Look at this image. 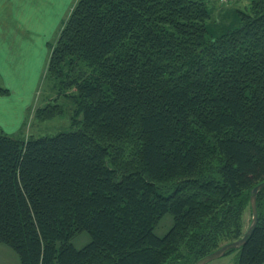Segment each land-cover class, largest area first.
<instances>
[{"label": "trees", "instance_id": "obj_1", "mask_svg": "<svg viewBox=\"0 0 264 264\" xmlns=\"http://www.w3.org/2000/svg\"><path fill=\"white\" fill-rule=\"evenodd\" d=\"M246 1L212 31L205 0L75 1L45 73L80 125L0 128V242L20 264H193L245 233L264 180V0ZM257 198L238 264H264V187Z\"/></svg>", "mask_w": 264, "mask_h": 264}, {"label": "crops", "instance_id": "obj_2", "mask_svg": "<svg viewBox=\"0 0 264 264\" xmlns=\"http://www.w3.org/2000/svg\"><path fill=\"white\" fill-rule=\"evenodd\" d=\"M241 1L234 0L230 6L222 8L212 0L213 9L209 12L213 22H209L208 27L214 30L223 26L222 20L232 14L231 7ZM74 2L0 0V83L9 89L7 95H0L2 128H9L4 124L9 120L14 129L26 123L35 91L49 61V43L63 24V18L70 15ZM215 18L219 21L214 22Z\"/></svg>", "mask_w": 264, "mask_h": 264}, {"label": "rangeland", "instance_id": "obj_3", "mask_svg": "<svg viewBox=\"0 0 264 264\" xmlns=\"http://www.w3.org/2000/svg\"><path fill=\"white\" fill-rule=\"evenodd\" d=\"M76 1V0H75ZM207 1L208 7L211 8L213 6L212 0H205ZM217 5L219 7H228L230 6L234 0H231L228 4H219L217 0H215ZM76 3V2H74ZM247 3L246 0H242L241 2L237 3L235 6L231 7L232 16L228 15L225 19L222 20V25H228L230 24V27H236L238 25V15L237 10L243 9L244 4ZM74 5V4H73ZM234 16V17H233ZM68 17V16H67ZM67 17L63 18L66 20ZM214 22H218L219 20L217 18L214 19ZM213 22V20L208 21ZM213 24V23H212ZM62 26V25H61ZM61 26H59L61 28ZM219 26V25H217ZM59 28V30H60ZM218 29V28H217ZM59 30L54 33V37L51 38V42H54ZM210 31H212V28H209ZM217 32V31H216ZM218 34V33H217ZM49 51V50H48ZM40 84L38 85L34 101L32 107L29 109L28 118L26 120V123L19 129L13 128V123L11 121L4 122L6 126L9 128H2L0 126L1 130L4 133H7L12 136L16 137H23L27 135H33V136H43V135H51L52 133L55 134L57 132L61 131H68L77 129V127L80 125V121H82V112L78 113L76 112L75 104L73 103L72 98H69L66 95H63L59 90L58 83H55V81H52L51 79L46 78L45 70L42 73ZM58 103L61 105L62 112L54 118L50 119H41L36 116V109L38 107H43L47 103ZM246 221L248 220V215H246ZM172 216L169 213H166L162 216V218L159 220L155 227V233L159 236H162L166 233V231L169 229V227L172 224ZM90 236L86 231H82L77 233L74 238H72V243L75 247L80 248L84 246L89 240ZM240 255V248L233 249L224 256L213 259L205 264H238L239 256ZM20 258H18V255L16 252L11 248V246H8L5 243L0 242V264H20L19 261Z\"/></svg>", "mask_w": 264, "mask_h": 264}, {"label": "water", "instance_id": "obj_4", "mask_svg": "<svg viewBox=\"0 0 264 264\" xmlns=\"http://www.w3.org/2000/svg\"><path fill=\"white\" fill-rule=\"evenodd\" d=\"M264 187V180L259 182L251 189L250 194V208H251V222L249 223L245 233L238 239L227 242L223 245H221L219 248L207 253V255H204L197 259L193 264H205L213 259L220 258L224 256L229 250H233L236 248H241L243 245H245L248 237L252 234L254 228L257 225L258 222V209H257V193L258 191Z\"/></svg>", "mask_w": 264, "mask_h": 264}, {"label": "built area", "instance_id": "obj_5", "mask_svg": "<svg viewBox=\"0 0 264 264\" xmlns=\"http://www.w3.org/2000/svg\"><path fill=\"white\" fill-rule=\"evenodd\" d=\"M217 2L219 3V4H228V3H230L231 2V0H217Z\"/></svg>", "mask_w": 264, "mask_h": 264}]
</instances>
